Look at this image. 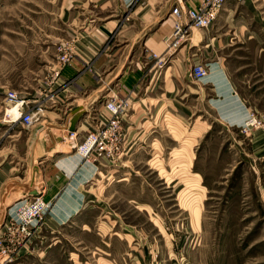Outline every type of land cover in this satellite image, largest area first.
<instances>
[{
	"label": "rangeland",
	"instance_id": "obj_1",
	"mask_svg": "<svg viewBox=\"0 0 264 264\" xmlns=\"http://www.w3.org/2000/svg\"><path fill=\"white\" fill-rule=\"evenodd\" d=\"M87 2L0 0V166L7 162L14 166L12 172L5 166L0 173V187L10 176H16L18 182L32 176L40 150L32 159L27 156L31 144L28 131L40 132L41 139L47 138L46 117H53L49 111L68 107L66 104L77 98L69 80L62 76V69L76 54L89 62L95 54L82 50L97 51L95 36L91 35L94 23L102 19L95 16L108 13L105 6L100 8L105 2L108 8L118 4V0H92L83 6ZM260 2L258 8L250 10L240 5L238 10L242 12L232 15L220 31L227 32L228 37L235 35L239 41V30L242 40L253 36L248 43L253 47L222 56L236 71L232 74L237 79L263 84L257 92H250L255 102L249 105L255 104L264 112V78L256 76H264V52L258 53L255 48L264 47V0ZM131 5L132 2L127 8L119 7L113 17L118 18L115 36L104 40V45H109L108 69L117 65L113 71V75L118 71L116 77L126 66L132 69L137 62L144 63V57L151 59L148 55L152 52L139 47L149 28L143 31L142 23L129 15ZM193 30L201 33L198 28ZM188 43L190 40L180 47ZM197 46L200 48L199 42ZM119 47L121 52L114 54ZM64 52L70 61L61 66L59 59ZM197 58L192 59L193 64L202 65ZM166 63L167 58L162 65H156V71L164 70ZM188 77V85L195 88L189 73ZM141 84L142 80L137 85L138 96L145 87ZM9 90L33 105L44 106L33 126L26 128L4 121ZM180 94L176 93V97ZM102 97L88 110L67 111L69 116L65 113L68 118L63 121L68 130L61 132L63 145L49 151L46 162L63 155L62 159L69 156L65 160L91 164L92 175L82 186L86 194L83 208L62 226H54L48 220L49 204L38 190L36 195L45 206L28 225L29 237L12 243L8 237L16 238L19 230L11 234L8 225L13 222L17 226L20 202L26 200L29 204L34 198L28 192L16 200L8 207L12 213H7L0 225V241H5L4 247L11 251L6 264H264V129L244 131L241 127L245 120L229 127L205 105V96L197 99L190 95L185 116L178 111H162L163 105L155 117H141L144 134L134 138L127 149L122 140L123 153L119 157L109 162L86 159L68 143L69 127L74 120V129L86 134L91 129L89 111L100 108L103 99L123 98L115 91ZM131 107L130 103L124 119L133 110L141 112L137 103ZM259 116L264 120V115ZM169 119L178 124V137L171 132ZM193 129L199 134L189 144ZM41 139L37 140L40 145ZM82 141L81 136L76 143ZM25 156L34 160L32 166L26 164ZM194 173L201 176L205 189L189 190ZM36 183L39 185V179ZM194 193L200 196L190 199Z\"/></svg>",
	"mask_w": 264,
	"mask_h": 264
},
{
	"label": "crops",
	"instance_id": "obj_2",
	"mask_svg": "<svg viewBox=\"0 0 264 264\" xmlns=\"http://www.w3.org/2000/svg\"><path fill=\"white\" fill-rule=\"evenodd\" d=\"M196 1L197 0H118L116 6L108 8V2L100 6V8H102V6H105L106 9L108 8V10L105 9L108 13H105L100 18L99 16H95L98 20L102 19L94 23L91 35L95 36V41L93 42L95 43L97 51L82 50L83 52L95 55L90 57L89 62L86 63V60L76 54L71 59L70 63L62 69V76L64 79L69 80L70 90L72 94H74L73 96H77V98L68 102L66 104L68 107L60 106L56 111H49V113H53V117H46L48 123L47 128L49 129L45 132L47 138L42 137L41 139L40 132L38 134V132L33 130L28 131L31 144H28L27 156L32 159L33 155L40 150V153L36 155L38 158L37 165L33 168L32 176L29 175L24 181L18 182L17 177L13 175L9 177L8 181L5 182L2 187H0V225L5 215L7 213H12L8 207L33 189L37 192L38 190L42 191V198L49 204L48 214L50 217L48 220H50L54 226H62L83 208L86 194L83 193L82 186L92 175L91 164L81 163L76 161V159L72 161L71 159L65 160L69 156L62 159L63 155H55V159H53L52 162H46L50 157L49 151H56L58 150L57 148L63 145L61 132L68 130L67 126H64L66 121H63V119L68 118L65 116V113L71 110L74 113L80 109L88 110L95 104L98 98L105 95L109 96L114 91L123 98L128 96L132 107L134 103H137V106L141 108L140 113L139 110H133L130 115L124 119V128L126 132L124 146L126 149L132 145L131 143L134 138H138L141 133L144 134V130H142L143 124L139 123L141 117H155L159 110L162 109L163 105L164 108L162 111H178L180 115L185 116L189 107L187 105V97L190 95H196L197 99H202V97L205 96L204 100L206 103H203H205L208 108L213 109L216 118L222 119L227 126L230 125L235 127V125H240L250 112H255L257 115L261 116L264 115V112L255 104L249 105V102H255V98L251 97V95H254L251 93L260 90V86H263V84L248 82V78L244 83L237 79L236 75L232 74L236 71L229 68L228 64L224 61V56H222L223 53H241L243 50L253 47L248 45L253 36L247 35V37L242 40V32L239 30L237 34V38H240L239 41V39L235 40V35L228 37L227 32L220 31L221 26L226 23L232 15L242 12V10H238L240 5L249 10L251 7L256 9L261 3L260 0H227L214 24L208 29H200V34L194 33L195 31H193L190 37V43L179 47L175 52L166 57L167 63L164 67L165 69L160 72L156 71L155 68L157 67L152 64L153 60L147 59L146 57L143 59L144 63L137 62L136 66H133L132 69L126 66L117 77L116 74L118 71L113 75V71L117 68V65L112 66V69H108L110 53H107V50L109 45H104V40L106 38L112 40L115 36L118 18L113 17L117 14L119 7L122 6L123 8H127V5L132 2L131 7L128 8L130 12L129 15L135 16L137 18L136 20L142 23L141 26L143 31L145 27L147 29L149 28V32L145 33V36H143L144 38L139 42V47L142 48V50L145 49L144 52L148 51L161 55L165 51L164 37L171 33L173 27V19L170 14L171 6L177 2H182L185 6H194ZM90 2H92V0H88L83 6L89 5ZM90 21L95 22V19L90 18ZM246 39V43L243 44ZM195 40L200 43V48L198 46L196 47L198 42L194 43L193 41ZM120 48L121 47L113 53L121 52ZM255 48L258 53L264 52V47L262 46H257ZM197 52H199V54ZM209 54H212L210 59ZM194 57H199L202 61V65L208 70L205 77L201 80L193 81L196 84L195 88L188 85V81L190 80L188 73L193 65L192 59H194ZM167 71H169L168 75H166ZM256 76L264 78L261 73H258ZM141 80L143 83L141 86L145 87L138 96L137 93L140 92L138 91V86H140L139 83ZM146 80L147 84L145 85ZM112 81H114L113 84L111 83ZM105 86L108 87L109 90H107L108 88L104 90ZM151 86L153 87L151 88ZM251 87H253L252 90H250ZM102 90L104 93H102ZM178 92L181 94L177 98L176 93ZM67 115L69 116V112ZM56 118H60L61 122H57L56 120L58 119ZM170 119L168 123L171 132H173L175 137H178L179 134L176 130L178 124L175 120L173 121ZM77 134L75 141L79 140L82 136L79 130ZM198 134L199 130L193 129L191 132L192 139L187 142L192 144V141L195 140ZM38 139H41V145L37 142ZM68 142H70V140H68ZM189 144L187 145L190 146ZM122 153L123 151L120 155ZM25 158L28 160L26 164L32 166L34 160L31 161L27 159L26 156ZM5 166H8L7 170L10 169L11 172L12 169H14V166H11V162H7L0 166V170H2L0 173L6 170ZM22 170H24V168ZM25 170L27 171L29 168ZM194 176L195 178L192 183L188 184L189 190L205 189L200 183L201 176L198 173H194ZM37 179H39V185L38 183L35 184ZM190 196V199H192L200 195H195L194 193ZM23 201H21L20 204Z\"/></svg>",
	"mask_w": 264,
	"mask_h": 264
},
{
	"label": "built area",
	"instance_id": "obj_3",
	"mask_svg": "<svg viewBox=\"0 0 264 264\" xmlns=\"http://www.w3.org/2000/svg\"><path fill=\"white\" fill-rule=\"evenodd\" d=\"M226 1L197 0L194 6L181 5L180 2L172 5L170 11L173 19L172 31L164 38V53L158 55L152 52L148 55L154 60L153 65H162L166 60V56L171 55L178 47L190 40L192 28L207 29L211 27ZM59 61L60 65L64 66L69 63L70 58L64 52L60 56ZM207 71L205 66L196 63L192 65L189 76L195 81H199L205 77ZM6 100L3 118L10 125L20 123L29 128L38 121L39 112L44 109L42 104L33 105L25 97L18 96L14 90L7 91ZM129 106L130 101L128 98L111 97L110 99H103L100 108H93L87 114L89 116L92 115L91 120H88L91 129L82 135L83 141L80 144L76 143L77 129L68 132L67 140H70L72 142L71 146L76 148V152L86 159L102 160L104 162L112 161L115 157H119L123 151L121 141L124 140L126 133L124 116ZM11 111L15 112L14 116ZM260 128L264 129V120L260 119V116L255 112L249 113L241 127L244 131L254 129V132ZM33 198V201L29 204H20L21 211L18 214L19 221L17 226L14 227L13 222L8 225V230L11 234L15 230H19V235L13 238L15 240L11 238L12 236H9L7 241L14 243L29 237L28 225L45 206L43 199L39 195H34ZM3 242L0 241V264H6L11 258V251L4 247Z\"/></svg>",
	"mask_w": 264,
	"mask_h": 264
},
{
	"label": "water",
	"instance_id": "obj_4",
	"mask_svg": "<svg viewBox=\"0 0 264 264\" xmlns=\"http://www.w3.org/2000/svg\"><path fill=\"white\" fill-rule=\"evenodd\" d=\"M73 124H74V120L72 121V126L69 127L70 131H72V130L74 129ZM29 193H30V194H29L30 196H34V195L37 194V191H36L35 189H33V190H31Z\"/></svg>",
	"mask_w": 264,
	"mask_h": 264
},
{
	"label": "bare ground",
	"instance_id": "obj_5",
	"mask_svg": "<svg viewBox=\"0 0 264 264\" xmlns=\"http://www.w3.org/2000/svg\"><path fill=\"white\" fill-rule=\"evenodd\" d=\"M194 29V28H193ZM192 29V32L194 31ZM208 29V28H207ZM191 35H192V33H191ZM191 35H190V37H191ZM11 113L13 114V116L15 115V112L14 111H11ZM68 143H71L70 145H72V142L70 141V142H68ZM77 153V152H76ZM26 202V200L25 201H23L21 204L23 205L24 203Z\"/></svg>",
	"mask_w": 264,
	"mask_h": 264
}]
</instances>
